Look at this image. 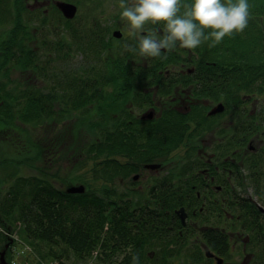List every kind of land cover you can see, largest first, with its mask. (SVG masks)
I'll list each match as a JSON object with an SVG mask.
<instances>
[{
  "label": "trees",
  "instance_id": "1",
  "mask_svg": "<svg viewBox=\"0 0 264 264\" xmlns=\"http://www.w3.org/2000/svg\"><path fill=\"white\" fill-rule=\"evenodd\" d=\"M226 2L222 0V3ZM247 3L250 17L243 32L226 35L215 46H209L211 40L195 49L181 48L177 44L171 52L162 50L161 57H150L153 63L142 64L136 61L138 51L134 54L124 47L136 43H126L113 60L107 61L110 38L108 30L97 20L92 26L88 25L91 30L86 31L80 20L74 24L75 19H72L73 26L58 34L56 24L48 19V13L26 6L24 0H0V38L8 34V40L6 38L7 41L2 40L0 44V123L17 119L33 123L35 127L44 126L58 115L63 118L73 111H88L92 103L101 104L105 100L107 104H113L129 92L128 87L132 86L129 84L134 85L135 80L139 83L138 90L144 87L145 91H153V86L147 87L145 80L149 78L151 83L155 80L161 82L162 74H166L173 79L169 82V91L176 88L174 86L178 85L179 79L186 84L185 89L194 83L195 88L186 91L188 96L184 95L187 100L195 94L199 99L203 93L212 96L211 93L216 92L220 96L213 98L222 99L228 108L232 98L236 115L242 118L237 121L235 133H229L232 130L225 132L235 143L237 152L230 154L229 150L221 147L210 153L215 152L221 160L228 156L235 159L236 156L246 155L244 148H248L251 156H261L260 161L252 160L245 168L258 200L240 196L237 191L236 188H245L246 185L243 181L245 169L239 170L237 163L231 180L223 166L218 174L211 173L222 187L218 193H224L221 197L219 194L216 196L215 191L210 194L205 190L207 186L204 184L201 160L198 167L193 161H188L184 172L177 171L169 182L153 187L151 194L138 201L124 195H111V184L124 177V169L132 171L138 167L132 161L127 162L125 168H120L125 164L120 156L127 148L126 137L120 127L134 124L138 119L134 106L144 105L150 100L144 98L143 92H138L139 96L131 95L130 99L140 101L130 103L117 116L114 113H98L96 131L101 142L97 144L99 138L94 139L86 149L88 155L95 159L102 154L111 155L109 160L113 168L109 166V161L94 159L92 179L83 182L86 185L83 192H68L42 176H17L0 202V223L10 230L4 229L6 235L3 238L9 240L8 232L12 233L13 228L18 226L23 239L41 251L45 250L39 253L42 257L59 259L62 264H65L63 258L71 259L72 256L84 263L94 257L95 264H132L133 254L139 256V264H174L176 259H182L180 264H185L184 257L189 262L186 264H218L213 257H206V249L224 259L223 255L228 254L231 247L229 229L233 230L232 234L241 228L248 230L253 237L251 264H264V211L260 209V205L264 207V148L258 152L260 149L250 139L251 135L264 132V104L255 103L250 109L245 105V100L251 95H263L264 99V0H247ZM39 24L42 25L41 30L31 32L30 29L37 28ZM162 25L163 22L149 23L155 30L160 29L159 34H162ZM42 31L47 36H58L62 40L41 39ZM37 43L42 45L41 50ZM184 52L192 54L194 59H186ZM186 66L189 68L183 70ZM14 67L22 69V73L30 71L33 77L29 76L23 84L18 83L13 77ZM163 68H166L165 72H162ZM195 76L199 80L192 82ZM254 80H257L255 85ZM233 85L237 86L236 91L232 90ZM241 90L246 91L245 96L241 97ZM177 99L172 98L167 104L172 111L166 112L175 119L171 124H165V117L156 123V120L147 121L140 127L142 131L129 136L132 140L130 145L135 146L131 159L139 160L149 153L151 163L157 160L164 164L162 158L174 155L188 127L174 110L177 109ZM150 103L153 105L150 107H161L153 99ZM239 106L243 108L239 110ZM201 112L199 110L197 115L201 116ZM199 116L196 121L201 124L206 115ZM141 133H145L146 137H139ZM187 144L183 153L185 156L189 154ZM222 162L225 164V161ZM235 176L238 181L236 186L233 185ZM182 178L186 182L191 179L194 184L188 183L190 187L178 184L176 179ZM206 196L212 199L210 205L201 204L192 213L186 209L188 219L184 224L176 210L181 206L186 208L188 204L198 205ZM210 213H216V218L220 217L222 221L226 216L235 218V223L225 227L218 224L202 227L197 230L198 237L193 235L202 238L203 243L186 245L192 237L189 231L195 229L189 224V216L204 225V218L208 220ZM156 238L163 244L162 252L158 254L159 247L155 248L156 254L152 256L155 249H148Z\"/></svg>",
  "mask_w": 264,
  "mask_h": 264
},
{
  "label": "rangeland",
  "instance_id": "2",
  "mask_svg": "<svg viewBox=\"0 0 264 264\" xmlns=\"http://www.w3.org/2000/svg\"><path fill=\"white\" fill-rule=\"evenodd\" d=\"M15 1V0H14ZM78 4V12L74 18H71V21H67L62 11L52 3L49 6L48 19L50 22H54L57 26L56 32L60 34V32L66 30L67 28L73 26L72 19H75L74 24H76V20H80L82 22V28L86 31L90 26L93 25V22L97 20V22H101L104 25V28L108 31V37L110 41L107 46V61L113 60L114 57L118 54L119 50L126 43H137L135 39V34L130 31V27L127 23L122 22L120 19V3L121 0H71ZM126 3H131V0H125ZM71 22V23H69ZM150 23V22H149ZM148 30H155L154 26H146ZM42 25L39 24L38 27H32L31 32H36L37 30H41ZM151 28V29H150ZM24 29V28H23ZM116 29H120L123 33L121 37H116L113 34V31ZM156 29H158L156 27ZM11 30V29H10ZM160 30V29H158ZM146 33V32H145ZM8 34H3L0 38V44L2 40L7 38ZM40 38L45 39L49 38L50 40H62L61 37L58 36H47L44 34V31L40 32ZM8 40V38H7ZM5 40V41H7ZM42 40H40L41 43ZM10 43V41H9ZM8 43V44H9ZM40 43H37L40 45ZM31 45L30 42H28ZM42 45H40L39 49L41 50ZM35 48V47H34ZM138 51V50H137ZM184 55L187 56L186 59H194L192 54L184 52ZM77 57V56H76ZM80 58V55L78 56ZM76 59V58H75ZM74 59V60H75ZM80 60V59H77ZM76 60V61H77ZM136 61L142 64H151L153 63L150 57L138 56ZM179 63H177V68L179 67ZM186 66L184 69H188ZM166 68L162 69V72H165ZM168 70V69H167ZM26 71V72H25ZM13 77L16 78L18 83H24L25 80L32 76V73L28 70H24L22 73V69L19 67L13 68ZM149 75H146V77ZM2 77V75H0ZM180 77V75H178ZM185 77V76H184ZM126 80L123 79L122 82ZM170 75L162 74V81L158 82L157 80H153L154 82H149V78L145 80V85L147 87L153 86V91H145L144 87H141L142 90L139 89L138 80H135L134 85L128 87V91L124 93L121 97H119L113 104H107V102L102 101L99 103H92V106L88 111L77 110L70 113H67L65 117L58 115L56 119H54L51 123H48L44 126L35 127L33 123L23 122L21 120L17 121V119L13 121H7L0 123V202L3 200L6 191L13 184L14 180L17 176L20 175H37L42 176L50 182H53L55 186L60 187L62 189L67 188L73 184H83V182H87L92 179V166L95 158H91L88 155L86 149L89 147L90 142L94 139H98L99 135H97L96 127H97V119L99 118L98 113H112L119 114L121 110L126 109L130 103L138 101L131 100V95H136L138 92L144 93L145 99H150L149 101H145L144 105H140L138 107L134 106L138 113V119L134 124L128 125L126 127H120L123 130L124 136L126 137V150L123 156H120V159L125 162L123 166L120 168H125L127 162L134 161L135 164L138 165L136 170L125 171L124 169V177L119 178V180L113 181L111 188V195H124L125 197H129L134 201H138L139 199H143L148 194H151L153 187H157L160 184H164L171 180V176H173L177 171L184 172L187 169L188 161H193L195 166H199L200 160H203L200 156V151L204 149V154L210 155V152L213 150L221 149L224 147L225 151L229 150L230 154H234L233 152H237L236 145L233 141H230L229 137L226 135L225 131H229V133H235V127L238 124L237 121L242 117L235 115L236 112L234 110L235 106L232 104V98H230V104L228 108L224 111L210 114V111L207 110L211 108L214 102L222 101V99H217L220 94H216V92H212V96H202L197 99V95L195 94L190 99H185L189 95V92H186L189 89H193L194 83L189 84L186 89V84L183 83L179 79L178 85H175L173 91H169V82L172 81ZM197 76L194 77L192 82H197ZM157 81V82H156ZM120 82V81H119ZM257 84V80L253 82V85ZM250 83L248 84V86ZM233 91H236L237 86L233 85ZM244 89V88H242ZM186 92V93H185ZM241 97L246 95L245 90H241ZM134 93V94H133ZM217 95V98H213ZM224 95V94H222ZM139 96V94H138ZM249 99L245 100V105L250 109V106H254L255 103L259 105L261 103L264 104L263 95H251ZM172 98H178L175 100V104L177 109H174L175 112L181 115L180 118L184 121V125L188 127L184 130L186 131L185 138L183 141L179 143V147L176 149L174 155L170 158L164 157V164L157 162L154 160L152 163H160L159 167L150 168L146 166V164L151 163L149 158V153L141 156L139 160L131 159L132 151H135V146L132 144V140L129 136L134 135L136 132H140L143 129L140 127L147 121L161 120V113H163L162 117H165V124L172 123L175 119H172V115L166 112L172 111L167 107V104L170 103ZM154 100L161 107L155 106L156 117L155 119L151 118V111L149 110L150 106H153L150 101ZM206 101V102H205ZM226 105V104H225ZM114 106V107H112ZM170 106V105H169ZM161 108V109H160ZM243 108L239 106V110ZM203 109V110H202ZM238 108H236L237 110ZM201 112L209 116L208 120H202L201 124H198L196 119L199 116L197 113ZM147 111V114L143 115V119L140 118L141 114ZM208 112V113H207ZM117 116V115H116ZM199 116V118H201ZM176 118V116H174ZM139 119H142L141 122H138ZM218 120L220 123H218ZM211 121V122H209ZM210 123H218L215 127H210ZM163 123V122H159ZM164 124V123H163ZM147 128H151L148 126ZM214 135V139L211 140L210 137ZM142 139L146 137L145 133H141L139 135ZM232 137V136H231ZM250 139L253 140V144L256 148H259L258 152H261L262 148H264V132L259 134L251 135ZM97 144H100L101 139L97 140ZM190 143L191 145H188ZM187 144V152L189 153L185 156L184 151L186 149L185 145ZM229 144V146H228ZM226 145L228 149L226 148ZM24 146V152H22V147ZM246 155L236 156V165L239 166V170L246 168V164L251 162L252 160L260 161L261 156H251L249 154L248 148L245 149ZM248 151V152H247ZM97 152V151H96ZM94 152V153H96ZM113 158V157H112ZM147 158V159H146ZM87 159H90L87 161ZM109 161L111 159V155L102 154L100 158ZM235 165V166H236ZM109 166L113 168L112 162L109 163ZM246 169L244 171L245 177L243 181L245 182V188H236L237 191L240 192V196H251L253 199H259L257 194H254V190L252 187V181L246 174ZM135 173L139 174L138 178H134ZM221 174V173H220ZM233 175V173L231 174ZM178 184H186L190 187V185L194 184L190 179L187 182L182 179H176ZM233 185H237V178L235 176V180L233 181ZM190 185H189V184ZM216 184L219 182H215L211 184L209 187L205 188V190L210 191L209 193H213L215 191L216 196L219 194V197L223 195L224 192L218 193L216 190ZM213 185V190H212ZM86 186V185H85ZM92 189V188H91ZM108 189V187H107ZM196 193V192H195ZM147 200V199H145ZM186 203L187 199L184 200ZM212 199L209 196L206 198H202L198 205H185L189 212H194L197 210L201 204L210 205ZM151 203V202H149ZM211 214V213H210ZM217 214H211L210 218L207 220L204 218V225L198 220L191 216L189 219V224L193 229L191 232L192 237L189 239V242L186 245H194L195 243L202 244V238L198 237V229L209 227L212 224H218V226H226L232 225L235 223V218H229L226 216L224 221L222 218H216ZM217 220V221H216ZM18 223V222H17ZM18 225V224H17ZM20 225V224H19ZM203 225V226H202ZM4 229L7 231V228H4L0 223V251H5V256L9 259H12V262L15 264H62L59 259H55L53 257H42L39 253H44L40 249H38L33 244H30L25 239H23L19 233L18 226L13 228V232L9 233L8 236L12 238V240H6ZM233 231L232 229H229ZM237 230V229H236ZM228 231L231 237V247L228 254L223 255L224 259L221 264H251L253 258L250 257L252 251L251 241L253 237H250L248 234V230H241L238 228L237 233ZM5 234V235H4ZM193 234H196L197 237ZM156 242H153L152 245H149L150 250H154L159 247L158 254L162 252V245L160 241L156 238L154 239ZM7 244L8 247H7ZM36 247V248H35ZM203 248V247H202ZM204 249V248H203ZM187 249H185L186 251ZM156 249L152 256H155ZM207 257V255H206ZM254 257V256H253ZM65 264H95V258H91L87 263L79 262L74 259L72 256L71 259H64ZM182 259H176L174 264H180ZM183 262L189 263L188 260L184 257Z\"/></svg>",
  "mask_w": 264,
  "mask_h": 264
},
{
  "label": "clouds",
  "instance_id": "3",
  "mask_svg": "<svg viewBox=\"0 0 264 264\" xmlns=\"http://www.w3.org/2000/svg\"><path fill=\"white\" fill-rule=\"evenodd\" d=\"M119 13L122 22L135 34L136 44L124 47L143 57H161L162 50L195 49L211 40L215 46L223 38L243 32L250 17L247 0H121ZM163 22L159 30H148L147 25ZM211 29V31H207ZM147 34H143V33ZM132 264H139V256L132 255Z\"/></svg>",
  "mask_w": 264,
  "mask_h": 264
},
{
  "label": "flooded vegetation",
  "instance_id": "4",
  "mask_svg": "<svg viewBox=\"0 0 264 264\" xmlns=\"http://www.w3.org/2000/svg\"><path fill=\"white\" fill-rule=\"evenodd\" d=\"M56 1L57 0H24V2L26 3V6L31 7V8H34V7L35 8H39V9H41L44 12H48L49 6L52 3H54L56 5ZM67 1H71V0H67ZM71 2H73V1H71ZM74 3H76V2H74ZM77 6H78V4H77ZM143 34H146V33H143ZM202 96H209V95H206L205 93H203ZM219 102H221V101L214 102L213 105L211 106V108H209L207 111L209 112ZM147 111H151V114H150L151 115V118L150 119H155L156 113H154L153 111L156 112L157 110L154 107H149V110H147ZM147 111H145L144 113H142L140 118H142L144 114H147ZM137 113H138V111L136 112V117L138 118ZM161 117H162V115H161ZM208 119H209V116L207 115V117L204 118V121L205 120H208ZM157 121H158V119L156 121H154V122L156 123ZM209 122H211V121H209ZM209 122H208V124H209ZM218 123H220L219 120H218ZM218 123H210L209 126L213 128ZM210 139L213 140L214 139V135H212L210 137ZM199 153H200V156H203L202 157L203 160H201V162H202V173L205 176L204 184L207 187H209L211 184H213L216 181L215 175H213L211 173L212 172H215L216 174H218L220 172L221 166H223V169L226 172H228V178L231 180V178L233 176L231 174L234 173V169L233 168L235 166L236 159L228 156V157H225L223 160H221L220 157L215 156L216 155L215 152L210 153V155L204 154V149L201 150ZM222 161H225V164H223ZM220 186H221L220 183L219 184H216V190L217 191H219L222 188V187L220 188ZM194 190H197V189H194ZM212 190H213V185H212ZM1 252H3V250L0 251V254H1Z\"/></svg>",
  "mask_w": 264,
  "mask_h": 264
},
{
  "label": "water",
  "instance_id": "5",
  "mask_svg": "<svg viewBox=\"0 0 264 264\" xmlns=\"http://www.w3.org/2000/svg\"><path fill=\"white\" fill-rule=\"evenodd\" d=\"M56 5L58 6V8L62 11L63 15L66 18H74L78 12V6L76 3L71 2V1H67V0H57L56 1ZM113 34L116 37H121L123 35L122 31L120 29H116L113 31ZM225 109V104L223 102H219L217 105H215L211 110H210V114H216L219 112L224 111ZM251 147H253V145H250ZM146 166L150 167V168H156L160 166V163H149L146 164ZM139 174H135L134 178H138ZM66 190L68 192H83L85 191V185L83 184H73L70 185L66 188ZM260 209L264 211V207L262 205H260ZM176 212L179 213L182 222L185 224L186 223V218H187V212L184 206H181L179 209L176 210ZM8 238L10 240H12V238L10 236H8ZM9 244H7L8 247ZM206 254L207 256L210 257H214L217 260L218 264H221L223 262V258L219 255L214 254L210 249H206ZM0 264H12L10 261L7 260L6 256H5V251L1 252L0 254Z\"/></svg>",
  "mask_w": 264,
  "mask_h": 264
},
{
  "label": "bare ground",
  "instance_id": "6",
  "mask_svg": "<svg viewBox=\"0 0 264 264\" xmlns=\"http://www.w3.org/2000/svg\"><path fill=\"white\" fill-rule=\"evenodd\" d=\"M6 258H7V257H6ZM7 260L10 261V262L12 263V259L7 258Z\"/></svg>",
  "mask_w": 264,
  "mask_h": 264
}]
</instances>
